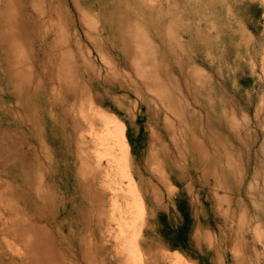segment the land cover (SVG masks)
<instances>
[{
  "label": "rangeland",
  "instance_id": "1",
  "mask_svg": "<svg viewBox=\"0 0 264 264\" xmlns=\"http://www.w3.org/2000/svg\"><path fill=\"white\" fill-rule=\"evenodd\" d=\"M73 1L0 0V264H264V0ZM118 21L141 47H132L144 56L139 71L118 53ZM42 80L49 101L73 94L83 110L68 101L55 122ZM69 113L103 212L74 193ZM113 118L125 126L136 182L148 181V162L167 176L139 184L134 217L107 133ZM169 138L200 143L195 166ZM133 233L140 260L122 256Z\"/></svg>",
  "mask_w": 264,
  "mask_h": 264
},
{
  "label": "bare ground",
  "instance_id": "2",
  "mask_svg": "<svg viewBox=\"0 0 264 264\" xmlns=\"http://www.w3.org/2000/svg\"><path fill=\"white\" fill-rule=\"evenodd\" d=\"M52 1V0H51ZM71 1V0H70ZM73 1V0H72ZM101 1V0H100ZM112 1V0H111ZM118 0H116V2H117ZM73 2H75V1H73ZM72 2V3H73ZM87 2V1H86ZM103 2V1H102ZM113 2V1H112ZM111 2V3H112ZM115 2V3H116ZM115 3H114V6H115ZM49 5V4H48ZM76 5V4H75ZM91 5V4H90ZM98 5V4H97ZM118 5V4H117ZM102 6V5H101ZM104 6V5H103ZM111 6H113V5H111ZM10 7V3H8V12H9V16L11 15V13H12V11L10 10L11 9V7ZM105 7V6H104ZM118 7V6H117ZM76 9H78V8H76ZM101 9V8H100ZM116 9V8H115ZM125 9V8H124ZM104 10V9H103ZM126 10V9H125ZM117 11V10H116ZM122 11V10H121ZM117 13V12H116ZM119 13H121L120 11H119ZM125 13V12H124ZM123 13V14H124ZM83 14V13H82ZM81 13H79L78 14V18L77 19H79V21H80V25L82 26V27H84V24H85V15L83 16ZM123 17V16H122ZM125 17V16H124ZM40 18V17H39ZM120 18H121V16H120ZM103 20V19H102ZM120 20V19H119ZM128 20V19H127ZM226 20V19H225ZM224 20V21H225ZM115 21V19L113 20V22ZM124 21V20H123ZM126 21V20H125ZM93 21L91 20V22L90 23H92ZM95 22V21H94ZM104 22V21H103ZM119 22V21H118ZM42 23V22H41ZM96 23V22H95ZM105 23V22H104ZM103 23V24H104ZM121 23V21L119 22V33H121V27H120V25L122 24H120ZM124 23V22H123ZM111 24V23H110ZM129 24V23H128ZM132 24V23H131ZM94 25V24H93ZM123 25V24H122ZM20 26H21V29H22V31H24L23 30V24H22V22H20ZM113 26V25H112ZM115 26V25H114ZM132 26H133V24H132ZM135 26V25H134ZM133 26V27H134ZM116 27V26H115ZM127 27V26H126ZM131 26H129V28H130ZM49 28H50V26H49ZM123 28H124V26H123ZM128 28V29H129ZM114 29V28H113ZM128 29H126L125 30V28L123 29V31H122V34H121V42H120V45L118 46V48H119V54H121V57L122 58H124V60H126V63L129 65V67H131L132 69H135L136 71H139L140 70V67H139V62L138 61H142V59L144 58V56H142L141 54H138V52H140L139 51V49L141 48V47H139L137 44V46L139 47L138 48V52L137 53H132V47L134 46L133 44H134V41H136V40H134L135 38H133V36L131 35L133 32H131V34L129 33V31H128ZM130 30V29H129ZM134 31V30H133ZM102 32H103V27H102V25H101V27H100V30H99V33L100 34H102ZM109 32V31H108ZM118 33V32H117ZM87 34V33H86ZM136 34V33H135ZM120 35V34H119ZM137 35V34H136ZM158 36V35H157ZM170 36V35H169ZM58 37V36H57ZM60 37V36H59ZM82 37V36H81ZM168 38H170V37H168ZM57 39H59V38H57ZM66 39V38H65ZM87 39V41H88V38H86ZM64 40V39H63ZM60 41H61V39H60ZM59 41V42H60ZM90 43V42H89ZM92 43V42H91ZM115 43V42H114ZM140 43V42H139ZM68 44V43H67ZM134 46L135 48L137 47V46ZM62 47L64 46V44L63 45H61ZM142 46V45H141ZM114 47V46H113ZM67 48V47H66ZM144 49V48H143ZM142 49V50H143ZM135 51H137V50H135ZM145 51V50H144ZM143 51V52H144ZM81 52H82V50H81ZM142 52V53H143ZM70 53V52H69ZM141 53V52H140ZM88 55H89V53H87ZM145 54V53H144ZM147 54V53H146ZM83 54H81L80 56H82ZM72 56V54H70V57ZM149 56V55H148ZM82 57H84V55L82 56ZM148 58H150V57H148ZM85 59V58H84ZM100 59H101V56H100ZM99 59V60H100ZM151 59V58H150ZM103 62H104V60H103ZM60 63V62H59ZM108 63V62H107ZM176 64V63H175ZM56 67H58V65L56 66ZM69 67V66H68ZM108 67H110V64L108 65ZM177 67V66H176ZM57 69H59V68H57ZM63 69L65 70V68L63 67ZM107 71H108V69H106ZM74 71V70H73ZM76 71V70H75ZM84 71V70H83ZM156 71V70H155ZM182 71V70H181ZM141 72H143V71H141ZM166 72V71H165ZM57 73V72H56ZM59 73V72H58ZM63 73V72H62ZM110 73H112V70H111V72ZM148 73V72H147ZM147 78H152V77H150V74H147V76H146ZM86 78V77H85ZM61 79V78H60ZM64 78H62L61 79V82H65V79L63 80ZM146 79V78H145ZM75 80H78L77 78L75 79ZM29 81H30V77H29ZM167 81V80H166ZM42 82H43V85H42V88H41V90L39 91V93L41 94H44V96H43V104L44 105H48V109H53V110H56V118L54 119V121L55 122H59V123H62L64 120L61 118V114L62 113H65V109L63 108V107H65V105L68 107V104L67 103H69L68 101H70V103H71V106L72 105H74L73 107H75V104L77 105L78 103L76 102V99H75V96L73 95V94H68L69 95V97H68V99H64V98H62L61 96H60V98H59V100L58 101H55V100H53V101H49V97H47V96H49V94H51V92H50V90H49V88H48V85H47V82L45 81V80H42ZM69 82H70V85L71 84H73L74 83V81L72 82V79L71 80H69ZM145 82V81H144ZM30 83H31V81H30ZM77 83V82H76ZM164 83V82H163ZM170 83V82H169ZM168 83V84H169ZM32 84V86H31V88H30V91L31 90H34V91H37L38 90V86H37V88H34V84L33 83H31ZM65 84V83H64ZM158 84V83H157ZM142 85V84H141ZM146 85V84H145ZM165 85V84H164ZM144 86V85H143ZM149 86V85H148ZM163 86V85H162ZM162 86H160V87H162ZM170 86V85H169ZM84 87V86H83ZM147 87V86H146ZM146 87H143V88H146ZM159 87V88H160ZM165 87H166V85H165ZM67 88H70V86H68ZM139 88V87H138ZM158 88V87H157ZM82 89V88H81ZM135 89V88H134ZM139 89H141V87L139 88ZM166 89V88H165ZM144 90V89H143ZM146 90H148V89H146ZM162 90V89H161ZM83 91V90H82ZM145 91V90H144ZM153 91H155V90H153ZM152 91V92H153ZM171 91V90H170ZM80 93H79V95L81 94V91H79ZM156 92V91H155ZM161 92V91H160ZM163 92H165L164 90H163ZM168 91H166V94H164L166 97V99H169V97H167L168 96V93H167ZM162 93V92H161ZM163 94V93H162ZM173 94V93H172ZM158 95V94H157ZM78 96V95H77ZM82 96H83V94H82ZM85 96H87V95H85ZM160 96V95H159ZM163 97L164 96H162V99H163ZM176 98V97H175ZM174 98V99H175ZM34 98H32V100H33ZM80 100L82 99V98H79ZM84 99V98H83ZM82 99V100H83ZM171 99L173 100V98L171 97ZM81 100V101H82ZM86 100H88L87 98H86ZM165 100V99H164ZM171 100V103L174 101H172ZM34 101V100H33ZM81 101H79V103L81 102ZM88 101H90V100H88ZM161 101V100H160ZM45 102V103H44ZM82 102H85L86 104L88 103V105H87V107H90V102H86L85 100L84 101H82ZM175 103H177L176 101H174ZM163 103V102H162ZM170 103V104H171ZM81 104V103H80ZM77 105V106H79L78 108L79 109H76V114L77 113H80V110H83V106H81V105ZM85 104V105H86ZM166 104H169L168 103V101L164 104V105H166ZM120 105V104H119ZM178 105V104H177ZM69 106H70V104H69ZM77 106H76V108H77ZM95 106V105H94ZM135 106V105H134ZM179 106V105H178ZM29 107V104H27V103H25V108H28ZM81 107H82V109H81ZM170 107V106H169ZM168 107V108H169ZM66 108V107H65ZM69 108V107H68ZM178 108V107H177ZM70 109V108H69ZM170 109H172V108H170ZM183 109V108H182ZM79 111V112H78ZM170 111H173V110H170ZM83 112V111H82ZM81 112V113H82ZM234 114V113H233ZM48 115V117H53L51 114H47ZM83 115V114H82ZM54 116H55V114H54ZM64 116V115H63ZM85 116V115H84ZM82 117V116H81ZM114 117V116H113ZM54 118V117H53ZM83 119H82V121L83 122H85V120L87 119H85L84 117H82ZM104 118V117H103ZM201 118V117H200ZM78 120H80V119H78ZM111 120V119H110ZM87 122V124H88V122H89V118H88V120L86 121ZM92 121L90 120V125H92V123H91ZM111 122V129H109V131H107V133L109 134V137H110V140H111V142L114 144V146H116L117 147V155H116V162L119 164V165H122L123 166V169H121V167H120V169L122 170L121 172H123L124 171V178H125V180H127L126 181V183L127 184H125V185H127V187H126V195H127V200H128V203H127V208H128V213H130V215L132 214V216L134 217V215L135 214H141V212L143 211V207H144V204H143V201H142V199H141V197H140V195H139V192H138V190H137V188H138V186H139V184H141V186H143V185H146V186H148V183H156V184H159V185H161V184H163V185H165V181L164 180H166L165 178L167 177H165V173L164 172H162L163 170L161 169L162 167H161V165L160 164H158V163H156V162H152V163H147V167H146V171L149 173V178H148V181H144V180H140V182L139 183H137L136 182V180L134 179V176H132V173H131V170L129 169L130 168V164H132V162H131V154H130V146H129V144H128V142H127V137L125 136V126L121 123V122H119V121H117L116 119H112V121H110ZM109 122V123H110ZM68 123H69V125L68 126H70L69 127V131H66V129L64 130V132H67L68 133V135H67V137H69V146H68V149H69V152L70 153H72V159H73V161H74V171H73V190H74V193L78 196V198H79V202L83 205V206H87L88 204L89 205H91V207L92 208H94V210H95V212H98V211H100V209H102V207H101V205H96V207H95V205H94V200H95V196H97V195H94V193H93V188H92V181H91V179H92V174H93V171L92 170H89V168H88V163H87V161L89 162V160H86V154H85V148H86V142H87V140H86V138L85 137H83L78 131H79V129L78 128H80V123H79V121H77V119H75V117H73L72 115H71V113H69V117H68ZM84 123H82V125H83ZM87 124H85V125H87ZM84 125V126H85ZM106 125V124H105ZM109 125V124H108ZM92 127V126H91ZM90 126H89V128H91ZM106 127H108L107 125H106ZM94 128V127H93ZM63 129H64V127H62V131H63ZM62 131H61V133H62ZM83 131V130H82ZM207 133V132H206ZM205 133V134H206ZM215 133V132H214ZM179 135V134H178ZM100 136V135H99ZM93 137H95V136H93ZM173 137H174V135H173ZM180 137V136H179ZM205 137V136H204ZM203 136H202V140H204L203 138H204ZM210 137V136H209ZM206 138V137H205ZM169 140H170V144H171V147L176 151V152H179L180 150H179V147L180 146H178V145H180L179 143H181L182 144V149H184V147L186 148V152H187V154H188V158H189V160L188 161H190L191 163H192V165L196 162V161H198L199 160V158H200V155H199V152L201 151V148H200V143L199 142H197L195 139L194 140H190L189 141V139H187V138H184V140H182L181 141V139H179L178 138V141H176V142H174V140H173V138H169ZM206 142V141H205ZM89 143V142H88ZM184 143V144H183ZM207 144V143H206ZM88 145V144H87ZM215 145V144H214ZM99 146H101V145H99ZM158 146V145H157ZM160 146H162L161 144H160ZM210 146L212 147V145H211V143H210ZM216 146V145H215ZM166 146H164V148H163V150H165L166 149V151L168 150L167 148H165ZM115 149V148H114ZM151 150H152V148H150ZM209 149H211V148H209ZM216 149V148H215ZM161 150V149H160ZM169 150H170V148H169ZM217 150V149H216ZM157 151V150H156ZM236 151V150H235ZM66 152V151H65ZM184 152V151H183ZM213 152H214V150H213ZM212 152V153H213ZM104 153V152H103ZM153 153V152H152ZM151 153V155L152 156H154L155 154L153 153L152 154ZM159 153V152H158ZM164 153V152H163ZM162 153V150H161V152H160V155H162V162L163 163H167V162H170L169 161V157H168V152H167V154L165 153V154H163ZM181 153H182V151H181ZM235 153V152H234ZM233 153V154H234ZM157 155V154H156ZM199 155V156H198ZM97 156V154H95V157ZM101 156V155H100ZM99 156V157H100ZM104 155H102L100 158H102ZM151 156V157H152ZM158 156H159V154H158ZM235 156H236V153H235ZM99 157H97V158H95V159H98ZM106 157H108V156H106ZM109 157H111V156H109ZM186 157V156H185ZM179 158V157H178ZM102 159H104V158H102ZM102 159H100V160H98L99 162L102 160ZM113 162V161H112ZM115 162V163H116ZM161 162V163H162ZM101 163V162H100ZM106 163H108V162H106ZM162 163V164H163ZM102 164V163H101ZM111 164V163H110ZM109 164V165H110ZM176 164V163H175ZM98 165V164H97ZM187 165H188V163H187ZM103 166V165H102ZM115 166H117L116 164H115ZM168 166V165H167ZM194 166H195V164H194ZM97 167V166H96ZM112 167V166H111ZM191 167V166H190ZM91 168H92V166H91ZM90 168V169H91ZM101 168V167H100ZM100 168H97V169H100ZM120 169H119V171H120ZM173 169V168H172ZM171 170V169H170ZM103 171H104V169H103ZM109 171V170H108ZM120 172V173H121ZM105 173V172H104ZM106 174V173H105ZM118 174V173H117ZM170 174V173H169ZM94 175V174H93ZM112 175V174H111ZM83 177L86 179V183H85V181H84V179H83ZM113 177V176H112ZM170 177V176H169ZM94 178V177H93ZM118 178V177H117ZM171 178V177H170ZM137 179V178H136ZM124 180V179H123ZM114 184V183H113ZM107 186V185H106ZM116 186V185H115ZM151 187V186H150ZM160 188V187H159ZM100 189V188H99ZM94 195V196H93ZM99 200V199H98ZM110 200V199H109ZM113 201V200H112ZM114 203V202H113ZM112 203V204H113ZM115 204V203H114ZM114 206V205H113ZM113 206H112V208H113ZM126 208V207H125ZM102 212H103V209H102ZM123 214V213H122ZM225 215V214H224ZM86 218H87V227L89 226V223L91 222L90 221V215L88 214V213H86ZM103 216L99 219V221H96L97 223H99V228L98 229H96V228H94V229H91L90 230V234H89V236H90V238L91 239H97L98 238V231L101 229L100 228V225H102L103 224ZM132 220H130L129 222H131ZM125 223V222H124ZM104 225V224H103ZM126 225H127V223H126ZM122 232V231H121ZM203 234H204V232H203ZM136 235L137 234H135V233H133V237H131V238H129V241H127V243H129L130 245H127V243L125 242L124 244H123V246H121V248L123 249V252H124V254L122 255V256H124V255H126L128 258H130V259H132V260H137V259H139L140 258V250H139V248H140V243L138 242V241H136ZM204 235H206V234H204ZM73 237V236H72ZM203 237V236H202ZM207 241V240H206ZM209 241V240H208ZM97 250H100L99 252L101 253V251H102V246L101 247H99V248H97ZM160 259L161 260H163L164 258H163V256H160ZM140 260V259H139ZM129 261V260H128ZM136 262V261H135ZM139 261H137L136 263H138ZM118 263V262H117ZM116 262L114 263L113 261L112 262H109L108 264H117ZM128 263V262H127ZM134 263V262H133ZM120 264H121V262H120ZM165 264V263H164Z\"/></svg>",
  "mask_w": 264,
  "mask_h": 264
}]
</instances>
